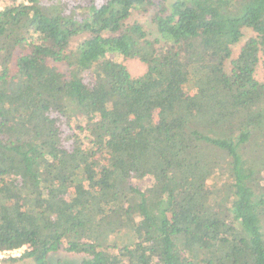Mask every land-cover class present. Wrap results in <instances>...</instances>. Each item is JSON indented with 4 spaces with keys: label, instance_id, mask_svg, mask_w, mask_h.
Masks as SVG:
<instances>
[{
    "label": "trees",
    "instance_id": "trees-1",
    "mask_svg": "<svg viewBox=\"0 0 264 264\" xmlns=\"http://www.w3.org/2000/svg\"><path fill=\"white\" fill-rule=\"evenodd\" d=\"M244 28L255 34L231 58ZM260 61L264 0L5 4L0 250L26 245L34 264L59 250L80 264H264Z\"/></svg>",
    "mask_w": 264,
    "mask_h": 264
},
{
    "label": "rangeland",
    "instance_id": "rangeland-1",
    "mask_svg": "<svg viewBox=\"0 0 264 264\" xmlns=\"http://www.w3.org/2000/svg\"><path fill=\"white\" fill-rule=\"evenodd\" d=\"M13 1L18 2L20 0H0V8H2L5 4L13 2ZM169 1H172V0H166V2H169ZM130 21L140 22L144 26V28L148 31L150 39H152L153 36H156L157 33L155 30V27L151 23L148 13H145L143 11H134L131 14ZM254 34L255 33L251 28H244L243 29V35H242L241 39L239 40L238 43H236V44H234V46H232L231 58H235L238 55L240 48H241L242 44L244 43V41L248 37L253 36ZM115 59L125 63L127 65L128 69L130 70L131 75L134 77L141 76L146 71V65L138 59H130L129 60V59H122L121 57H116ZM261 65H262V63L260 61L258 64L257 75H256L257 78H259V79H262L263 75H264V71H263V68ZM58 68L67 73V67L65 66L64 63L58 64ZM190 92L192 93V91H190ZM190 92L188 90L184 89L183 92L181 91L180 95H182L183 93L189 94ZM151 180H152V178L150 176H146V177H144V180L139 181V183L141 186L145 187L150 183ZM262 183L264 184V172H263ZM132 204H133V202H132ZM82 258H83L82 254L67 252L64 250H59L57 252L50 253L48 255L47 260H48V264H80ZM11 260H12L11 258L0 259V264H34L33 259H31L29 257H22L21 256V257H17L16 260H14V261H11Z\"/></svg>",
    "mask_w": 264,
    "mask_h": 264
},
{
    "label": "built area",
    "instance_id": "built-area-1",
    "mask_svg": "<svg viewBox=\"0 0 264 264\" xmlns=\"http://www.w3.org/2000/svg\"><path fill=\"white\" fill-rule=\"evenodd\" d=\"M25 250H28L26 245L14 249L0 250V259L21 257Z\"/></svg>",
    "mask_w": 264,
    "mask_h": 264
}]
</instances>
